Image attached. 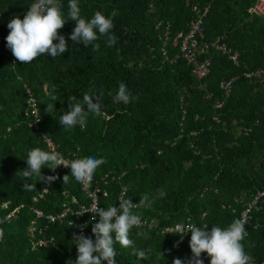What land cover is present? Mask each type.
<instances>
[{"label": "trees", "instance_id": "obj_1", "mask_svg": "<svg viewBox=\"0 0 264 264\" xmlns=\"http://www.w3.org/2000/svg\"><path fill=\"white\" fill-rule=\"evenodd\" d=\"M257 1L78 0L82 18L90 20L99 11L112 20L117 43L108 47L102 37L94 42L100 45L97 51L77 45L69 39L75 23L68 20L58 30L67 40V52L55 59L43 54L23 64L7 48V24L16 16L23 20L35 0H0V220L7 218L0 223V264H74L77 250L72 239L80 234L69 225L71 219L77 225L87 221L89 237L95 240L92 227L98 216L71 215L50 225L36 214L39 210L58 215L66 203L78 209L74 198L91 204L74 178L63 184V176L71 175L68 169L60 166L53 172L45 165V177H58L51 184L16 175L27 168L30 150L53 152L50 142L66 159L106 161L91 182L92 189L109 192L101 196L102 208L117 207L124 186L129 189L125 198L134 204L146 193L156 197L150 207L132 211L143 220H158L159 228L133 227V245L114 246L116 264H172L176 258L187 262L191 236L177 244L180 237L163 235L165 228L191 218L199 227L226 229L240 220L246 203L264 191V81L244 76L264 68V17L249 11ZM59 2L67 20L69 0ZM206 8L199 41L208 50L200 59L210 60L211 70L200 80L179 46L173 45ZM167 24L171 32L165 56ZM219 41L238 54V66L212 47ZM233 78L237 81L227 97L221 84ZM121 82L137 100L127 105L113 102ZM53 86L55 101L48 95ZM28 88L39 103V118ZM101 92L103 116L90 114L83 129L76 125L66 131L59 125L68 97L82 102L85 94ZM48 104L55 110L46 112ZM25 182L33 186L31 191L23 190ZM159 189L166 192L163 198ZM261 206L248 223L249 238L241 241L252 264H264V202ZM139 250L146 254L143 259L132 254ZM201 258L210 264L206 253Z\"/></svg>", "mask_w": 264, "mask_h": 264}, {"label": "clouds", "instance_id": "obj_2", "mask_svg": "<svg viewBox=\"0 0 264 264\" xmlns=\"http://www.w3.org/2000/svg\"><path fill=\"white\" fill-rule=\"evenodd\" d=\"M61 7L59 0H35L30 5V10L23 20L18 16L10 20L7 24L9 34L6 37V44L16 61L29 64L43 54L55 59L67 52V40L65 36L58 34V30L62 29L68 20L75 23L69 39L77 45L92 46V50L97 51L100 45L94 42L102 37L106 38L108 47H113L117 43L118 38L111 33L114 27L112 20L106 18L101 12L97 11L90 20H86L81 17L78 0H69L68 19L65 20L62 16ZM54 41H58V43H54ZM45 87L48 86L45 85ZM55 92L54 86L48 92L53 101L56 100ZM102 96L103 92L99 95L85 94L82 102L77 100L75 96L68 97V110L60 115L59 125L66 131L71 130L76 125L83 129L90 114L95 117L103 116L104 113L101 111L103 105L100 103ZM137 99L138 97H133L127 86L121 82L113 97V102L127 105ZM52 110H55V105L48 104L46 112ZM25 162L27 168L16 173L25 181L39 177L41 181L51 184L58 177H45L42 174L44 166L47 165V168L53 172L58 167L64 166L71 169V175L63 176V184H67L71 177L85 189L91 186L96 169L106 163L104 159L95 157L67 161L59 152H47L39 148L30 150ZM32 187L27 182L23 183L24 191H31ZM44 191L48 190L45 188ZM128 191L127 186L122 188L118 198L119 207L100 208L99 205H96L91 212L84 211L75 214L80 216L84 213H93V219L98 216L99 222L92 227L95 240L91 237H85L83 234L73 235L72 243L75 244L77 250L74 264H105V262L106 264H116L114 246L117 243L121 248H128L133 245L134 242L129 238V232L134 226H139L142 221L141 215L132 210L150 207L156 197L150 198L146 193L140 198L139 203L134 204L130 198H125ZM157 192L160 198L166 195L163 189H159ZM6 220L5 217L4 220H0V223ZM70 223L72 225L71 221ZM207 227L208 225L196 227L180 224L176 226L175 230L180 233L179 236L181 237L185 233H191L189 248L192 255L187 262L176 258L172 264H204L201 258L202 253H206L210 257V264H252L253 257L245 253L241 243L247 236L242 220H234L226 229L212 227L211 231H206ZM137 235H143V233H137ZM0 239H3L2 230H0ZM132 254L138 259H143L146 255L143 250L133 251Z\"/></svg>", "mask_w": 264, "mask_h": 264}, {"label": "built area", "instance_id": "obj_3", "mask_svg": "<svg viewBox=\"0 0 264 264\" xmlns=\"http://www.w3.org/2000/svg\"><path fill=\"white\" fill-rule=\"evenodd\" d=\"M250 13L252 15H257V16H263L264 17V0H258L257 3L249 10ZM198 13L200 11H197ZM208 12V8H206L203 12L200 13V17L199 19L194 22L191 26L190 31L187 34L184 33H180L178 34L177 37H175L174 40V45L173 47H177L179 46L180 48V53L182 58L187 62V65L189 67H191L192 69V74L194 77H196L197 79H203L205 77H207L210 74V70H211V62L208 59H200L206 52V50H208L207 47H201L200 46V41H199V37H203V33H202V23H203V18L206 16ZM171 26L170 24H167L164 31H165V41H164V46H163V53L165 54V56L167 55V48L168 45L170 43V32H171ZM213 48H215L217 51L221 52L224 56H230V60L235 63V65H239V56L238 54L233 53L228 47L227 45H225L224 43H221L220 41L217 42L216 44H214L212 46ZM245 78L248 80H260V81H264V68L260 69L258 71L255 72H251V73H246ZM237 79L233 78L231 80H227L222 82L221 84V88L224 90L225 95L227 97L231 96V92L233 89V85H235ZM31 106L34 109V113H36V107H37V101L33 98L32 99V103ZM223 104L219 103L216 107L218 109L222 108ZM215 120L218 121V118L215 117ZM261 121H258V124H260ZM75 160L74 158H67V161H72ZM68 170L71 172V169L68 168ZM106 183L108 182V178L109 176H106ZM114 179V177H112ZM93 181V179H92ZM91 181V182H92ZM86 192V196L88 197L89 200H91V204L87 205V204H81L79 202L78 199L74 198L73 199V203L78 205L79 208L75 209L71 204L66 203L64 205V210L60 213V215L57 218L58 222L64 221L66 219H68L71 215H75L77 213H82L84 211H89L91 212L94 208V206L99 205L100 208L101 207V196L104 195L105 197H107L109 195V192L106 189L103 188H95L92 189V184L89 188L85 189ZM236 202H238L239 200L235 199ZM264 202V191H259L255 196L254 199L250 202L246 203V210L243 211V213L241 214L240 220L243 221L246 232H247V236L245 237V239L249 238V231L247 230L248 227V223L250 222L251 218H252V213L255 210H260L262 208L261 203ZM119 203V201H118ZM119 207V204L118 206ZM88 214H92L93 213H84L83 215H80L82 217L88 215ZM72 222H69V225L71 227H76L79 230V234H83L85 237H89L88 235V222L87 221H81L79 223V225H77L75 220H70ZM141 224L139 226H134L137 227L138 229H145V230H155L159 228V223L157 220H152V221H147V220H143L141 219ZM183 224L185 226L188 225H195V222L189 218L187 219V221L185 222H180V223H176V225H173L171 227H167L163 230V235L165 236H171V235H175V236H179V232L176 231V226ZM199 227V226H196ZM206 231H211V229H209L207 227V229H205ZM191 236V233H185L183 237L179 236L180 239L178 241L177 244L182 243L184 240H186L188 237Z\"/></svg>", "mask_w": 264, "mask_h": 264}, {"label": "bare ground", "instance_id": "obj_4", "mask_svg": "<svg viewBox=\"0 0 264 264\" xmlns=\"http://www.w3.org/2000/svg\"><path fill=\"white\" fill-rule=\"evenodd\" d=\"M2 43H3V40H2V38H0V46L2 45ZM28 91H29V93H30V95L32 96V99L34 98V96L32 95V90L30 89V88H28ZM32 99H31V103H32ZM35 99V98H34ZM36 100V99H35ZM37 101V100H36ZM32 107V106H31ZM32 109H33V107H32ZM33 112H34V109H33ZM36 116H37V118H39V103H38V101H37V107H36V113H34ZM50 147H51V149H52V151H55V152H59L58 151V149H57V146L53 143V142H50ZM60 153V152H59ZM64 158V157H63ZM65 160H67L66 158H64ZM62 167H64V166H62ZM64 168H66V167H64ZM66 169H68V168H66ZM43 197V195H41V198ZM38 200V199H37ZM7 207V206H6ZM36 214L38 215V217L39 218H45V219H47V220H49V222H50V225H54V223H57L58 221H57V218H58V216L60 215V214H58V215H55V214H49V215H46V214H44L42 211H39V210H36ZM35 231H37V230H35L34 229V227H32V229H31V233L32 234H34L35 233ZM42 245L44 246H47V243L46 242H42Z\"/></svg>", "mask_w": 264, "mask_h": 264}]
</instances>
